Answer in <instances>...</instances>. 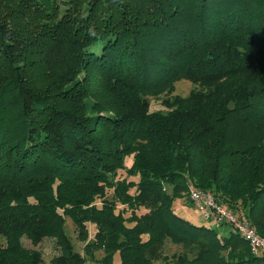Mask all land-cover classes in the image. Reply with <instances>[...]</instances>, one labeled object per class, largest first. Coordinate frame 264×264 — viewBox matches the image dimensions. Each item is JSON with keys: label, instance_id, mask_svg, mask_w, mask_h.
Returning <instances> with one entry per match:
<instances>
[{"label": "trees", "instance_id": "trees-1", "mask_svg": "<svg viewBox=\"0 0 264 264\" xmlns=\"http://www.w3.org/2000/svg\"><path fill=\"white\" fill-rule=\"evenodd\" d=\"M187 184L264 239V0H0V264H264Z\"/></svg>", "mask_w": 264, "mask_h": 264}, {"label": "rangeland", "instance_id": "rangeland-1", "mask_svg": "<svg viewBox=\"0 0 264 264\" xmlns=\"http://www.w3.org/2000/svg\"><path fill=\"white\" fill-rule=\"evenodd\" d=\"M56 2L59 4V7L60 9H64L66 7V5H68L69 3V0H56ZM174 90L171 91V90H168L166 91L167 93H164L161 95L160 99L157 100L155 98H153L152 96L149 97V102H150V110H165V106L161 103V101L165 100V99H170L172 100V98L174 97V95H177V96H180V97H186L190 94V92L192 90H196V91H199V90H203V91H206L207 89L209 90L208 87L205 86V88L202 86L203 84L201 83H193L189 80H186V79H179L177 81L174 82ZM91 97H87L85 98V101H88L90 100ZM230 106L232 105V103L229 104ZM130 156H128L126 159H125V163H124V167L127 168L130 164ZM118 176L117 177H127V178H133L131 176H127L126 172H125V169H123L122 171L118 172ZM193 184H191L192 186ZM194 186V185H193ZM189 189H190V185L187 184V192H185L182 196V198H180V202H181V205L184 204V202L187 201V198L189 197ZM202 190V189H201ZM132 191V189H131ZM203 191H206V190H203ZM108 197H112V191L110 190L108 192ZM261 205L264 206V197L261 201ZM122 208V205H118V209H121ZM187 209L189 210H192L193 214L192 215H189V216H186L185 214V211L184 210H180L178 212V214L182 217H185L187 219H189L190 221H194V222H198V223H204L205 224H209V225H212L214 226L213 222L212 221H201L200 220V217L198 215V212L195 208H193L190 204L186 206ZM232 212V211H230ZM234 215H236L237 217L239 218H245L247 221H249L246 216L244 214L241 213V211H236V212H232ZM88 226V231H89V238H92L93 235H94V232H95V226L91 223H88L87 224ZM231 229L230 225L228 224H222L220 226V228H218L219 231L221 232H228L229 230ZM65 230H66V233L69 235L73 245H74V248L79 251L80 253L84 254V243L79 241L77 239V235H76V232H75V228L72 224V221L69 219V218H66V223H65ZM23 244L26 245V246H29L31 247L30 245V242L26 239H23ZM35 248H39V250H41L42 252V264H52V258L57 254V250L55 249V246H54V241L52 239H44L42 242H40ZM179 249V246L178 245H174L172 243H168L167 244V251L170 253L174 250H178ZM102 255V252L100 250H97V251H94V256L96 258H99L100 256ZM86 264H92L91 263V260H88L86 261Z\"/></svg>", "mask_w": 264, "mask_h": 264}, {"label": "built area", "instance_id": "built-area-1", "mask_svg": "<svg viewBox=\"0 0 264 264\" xmlns=\"http://www.w3.org/2000/svg\"><path fill=\"white\" fill-rule=\"evenodd\" d=\"M189 189V199L199 215L205 220H212L214 224L226 223L242 238L253 254L264 258V239L259 236L255 228L245 218H239L223 205L217 203L212 192L203 191L196 186Z\"/></svg>", "mask_w": 264, "mask_h": 264}, {"label": "crops", "instance_id": "crops-1", "mask_svg": "<svg viewBox=\"0 0 264 264\" xmlns=\"http://www.w3.org/2000/svg\"><path fill=\"white\" fill-rule=\"evenodd\" d=\"M178 208H179L178 211H180V210H184L186 216H189V215H192V214H193L192 210L187 209L186 206H181V205H179ZM198 215H199V213H198ZM199 217H200V220H201L202 222L205 221V220H203V219L201 218L200 215H199ZM193 222H194V221H193ZM196 223H198V222H196ZM200 224H205V222H204V223H200ZM208 225H209V224H208ZM209 226H210V225H209Z\"/></svg>", "mask_w": 264, "mask_h": 264}]
</instances>
